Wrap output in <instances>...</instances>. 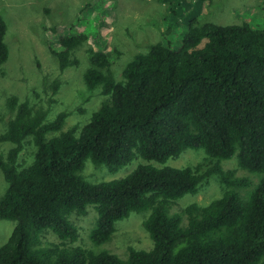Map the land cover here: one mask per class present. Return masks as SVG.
Returning a JSON list of instances; mask_svg holds the SVG:
<instances>
[{
    "label": "trees",
    "instance_id": "1",
    "mask_svg": "<svg viewBox=\"0 0 264 264\" xmlns=\"http://www.w3.org/2000/svg\"><path fill=\"white\" fill-rule=\"evenodd\" d=\"M161 1L168 4V16H177L189 3ZM110 13L106 0L86 4L80 12L92 16L102 33L101 42L92 41L82 76L86 89H99L102 98L86 125L63 131L67 113L47 121L48 107L20 103L13 95L5 100L11 118L0 142L11 147L0 153L6 183L0 219L15 225L0 246V264H264V29L190 18L177 47L169 43L165 27L160 41L136 54L117 80ZM74 26L44 29L60 71L78 66L74 51L97 36L73 34ZM5 35L0 17V68L8 58ZM59 86L58 80L51 83V95ZM27 139L34 152L23 166L18 159ZM186 149L203 150L217 160L237 153L239 169L259 174V184L241 200L235 189L248 187L249 181L212 163L205 170L139 164L124 178L97 184L81 174L86 160L116 173L135 159L164 164ZM211 176L223 187L219 198L170 212ZM90 205L96 212L89 233L93 245L108 243L115 224L130 214L149 212L141 226L151 250L128 247L122 260L107 251L73 247L78 232L69 216L85 214ZM47 233L60 243L43 246L40 238Z\"/></svg>",
    "mask_w": 264,
    "mask_h": 264
},
{
    "label": "rangeland",
    "instance_id": "2",
    "mask_svg": "<svg viewBox=\"0 0 264 264\" xmlns=\"http://www.w3.org/2000/svg\"><path fill=\"white\" fill-rule=\"evenodd\" d=\"M111 8L108 35L110 47L118 52L114 56L112 71L117 80L121 79L124 66L136 55L147 52L149 46L158 43L165 27L168 30L169 43L177 47L187 32L190 18L197 23H212L219 26L249 24L253 28L264 29V0H188L177 16H168V4L161 0H106ZM99 6L100 0H0V17L6 25L4 42L8 48L7 61L0 68V135L4 132L11 115L5 107L7 97L16 96L19 102L32 106L48 107L47 121H52L57 114H68L63 131L73 125L81 129L87 124L91 114L99 107L102 100L100 90L89 92L83 84L82 76L88 68L89 49L92 41L102 35L97 22L92 16L80 15L86 5ZM103 8V7H101ZM100 8V9H101ZM102 10L98 11L99 17ZM107 17V16H105ZM103 20V18H102ZM167 20V21H166ZM166 21V25H165ZM75 25L71 33L78 30L88 36L97 35L91 43H83L73 53L79 65L60 71L56 58L50 53L44 29L55 26ZM54 80L60 83L55 95H51L50 85ZM49 100L52 103L49 104ZM10 144L0 142V153L5 154ZM34 148L27 139L18 162L26 166L31 163ZM218 164L224 171H234L235 176L249 181V186L235 189L241 200H246L259 184L261 176L251 174L238 167L237 153L229 160L209 158L203 150H184L176 159H169L164 164L135 159L116 173L108 172L104 167H95L86 160L81 172L89 184L109 182L124 178L139 164H150L157 168L173 169L200 166L205 170L208 164ZM6 183L0 172V197ZM223 187L216 176H211L196 195H186L171 208V213H178L185 207L196 204L204 207L222 195ZM149 212L132 213L115 224L111 240L95 246L89 239V233L96 220L94 206H87L83 215L72 213L69 221L78 232V239L72 245L94 253L107 251L122 260L127 259V248L151 250L153 244L141 223ZM15 223L0 219V246L9 237ZM43 246L59 244L60 240L47 233L40 238Z\"/></svg>",
    "mask_w": 264,
    "mask_h": 264
}]
</instances>
